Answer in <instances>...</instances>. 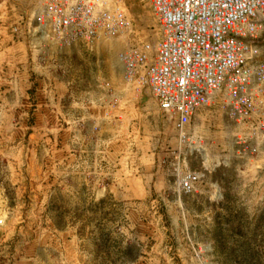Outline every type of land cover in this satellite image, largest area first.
Returning <instances> with one entry per match:
<instances>
[{"label": "rangeland", "instance_id": "rangeland-1", "mask_svg": "<svg viewBox=\"0 0 264 264\" xmlns=\"http://www.w3.org/2000/svg\"><path fill=\"white\" fill-rule=\"evenodd\" d=\"M126 4L133 28L124 39L109 41L115 43V57L119 61L125 50L143 48L151 64L160 39L157 18L148 0ZM132 88V122L144 127L134 128V138L118 129V145L149 167L159 178L155 189L160 191L147 200H110L96 210L48 213L28 204L13 209L12 201L5 204L9 194L3 192L2 166L0 264H264V155L239 158L228 122L205 112L186 130L202 139L211 157L226 155L229 167L207 174L197 193L180 194L174 185L178 166L185 172L203 171L202 165L190 155L187 143L180 145L177 123L159 111L151 93L138 85ZM215 183L219 204L207 194ZM53 221L60 224L58 232ZM77 227L86 242L69 246V236L61 231Z\"/></svg>", "mask_w": 264, "mask_h": 264}, {"label": "crops", "instance_id": "crops-1", "mask_svg": "<svg viewBox=\"0 0 264 264\" xmlns=\"http://www.w3.org/2000/svg\"><path fill=\"white\" fill-rule=\"evenodd\" d=\"M46 2L2 0L0 5V170L3 166V192L9 194L5 204L10 200L13 209L28 204L49 213L101 209L110 200H147L160 191L155 189L159 178L117 141L118 129L134 138V128L144 126L132 122L134 90L125 82L115 43H102L93 54L47 48L33 36L31 26ZM52 225L58 232L60 224ZM66 234L69 246L86 242L79 229L61 231Z\"/></svg>", "mask_w": 264, "mask_h": 264}, {"label": "built area", "instance_id": "built-area-1", "mask_svg": "<svg viewBox=\"0 0 264 264\" xmlns=\"http://www.w3.org/2000/svg\"><path fill=\"white\" fill-rule=\"evenodd\" d=\"M148 1L160 31L153 62L143 48L125 50L119 62L126 84L151 93L159 111L177 123L180 145L187 143L200 161L203 171L178 166L175 175V190L194 194L207 174L229 167L226 155L211 157L186 130L205 112L228 122L239 158L264 155V0ZM31 26L38 41L61 54H93L133 28L126 0H47ZM207 194L221 202L218 183Z\"/></svg>", "mask_w": 264, "mask_h": 264}]
</instances>
